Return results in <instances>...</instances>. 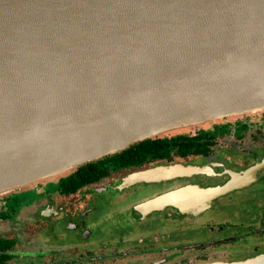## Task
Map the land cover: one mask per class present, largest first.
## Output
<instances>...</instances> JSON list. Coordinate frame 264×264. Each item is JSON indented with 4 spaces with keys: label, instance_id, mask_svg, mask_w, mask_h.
Masks as SVG:
<instances>
[{
    "label": "water",
    "instance_id": "obj_1",
    "mask_svg": "<svg viewBox=\"0 0 264 264\" xmlns=\"http://www.w3.org/2000/svg\"><path fill=\"white\" fill-rule=\"evenodd\" d=\"M261 111L264 0H0V196Z\"/></svg>",
    "mask_w": 264,
    "mask_h": 264
},
{
    "label": "flooded vegetation",
    "instance_id": "obj_2",
    "mask_svg": "<svg viewBox=\"0 0 264 264\" xmlns=\"http://www.w3.org/2000/svg\"><path fill=\"white\" fill-rule=\"evenodd\" d=\"M155 138L185 148L106 160L136 143L0 197V264H264V111Z\"/></svg>",
    "mask_w": 264,
    "mask_h": 264
},
{
    "label": "trees",
    "instance_id": "obj_3",
    "mask_svg": "<svg viewBox=\"0 0 264 264\" xmlns=\"http://www.w3.org/2000/svg\"><path fill=\"white\" fill-rule=\"evenodd\" d=\"M180 138H174V139H165V138H155V139H147L144 141H141L137 143L136 145H133L131 148L127 149L126 151L112 155L108 157L106 160H114L118 159L122 161H126L127 159L129 160L128 156L132 155H141L139 158L143 159L147 155L150 158H156V157H163L167 153H169V148L171 146H180V148H185L184 143H180ZM103 161H99L97 163H90L87 166L81 167L79 172H82L83 170H88L91 168H97L100 169V164ZM128 162H133V157L130 158ZM79 172L76 174H73L71 177L76 178L79 175ZM65 180V179H64Z\"/></svg>",
    "mask_w": 264,
    "mask_h": 264
},
{
    "label": "rangeland",
    "instance_id": "obj_4",
    "mask_svg": "<svg viewBox=\"0 0 264 264\" xmlns=\"http://www.w3.org/2000/svg\"><path fill=\"white\" fill-rule=\"evenodd\" d=\"M258 113H262V111H261V112H258ZM258 113H252V114H258ZM234 117H238V116H234ZM208 125H210V122L205 123V124H202V125H197L196 127H202V126H208ZM68 173H70V172H68ZM68 173H66V174H64V175H62V176H65V175H67ZM59 177H61V176H58V177L52 178V179H50V180L43 181V182H41V183H38V184L32 186L31 188L37 187L38 185H44V184H46V183H50V182H52V181H56ZM26 189H29V188H26ZM16 191H20V190H16ZM14 192H15V191H14ZM11 193H13V192H11ZM9 194H10V193H9ZM4 196H5V195H4ZM0 197H2V196H0Z\"/></svg>",
    "mask_w": 264,
    "mask_h": 264
},
{
    "label": "bare ground",
    "instance_id": "obj_5",
    "mask_svg": "<svg viewBox=\"0 0 264 264\" xmlns=\"http://www.w3.org/2000/svg\"><path fill=\"white\" fill-rule=\"evenodd\" d=\"M182 168H177L176 170H180ZM171 169H168V170H163V169H159V170H156L157 172H160V171H170Z\"/></svg>",
    "mask_w": 264,
    "mask_h": 264
}]
</instances>
